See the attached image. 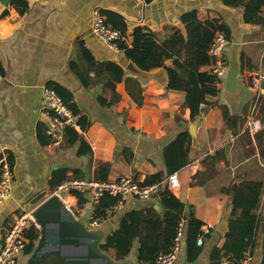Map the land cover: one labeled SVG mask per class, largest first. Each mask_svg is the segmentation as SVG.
<instances>
[{"label": "crops", "instance_id": "crops-1", "mask_svg": "<svg viewBox=\"0 0 264 264\" xmlns=\"http://www.w3.org/2000/svg\"><path fill=\"white\" fill-rule=\"evenodd\" d=\"M27 2L28 11L21 16L11 5V0L6 4L0 0V63L3 69L0 72V158L7 155L13 171L12 197L0 205V248L16 212L23 206L29 207L35 196L50 189L55 170L67 169L69 178L91 180H96L102 166H109L107 180L111 181L122 177L143 181L156 173L166 176L163 149L183 130L190 132L191 126L196 125L190 163L175 173L179 187L172 193L186 205L187 212L193 209L195 217L203 223L202 229L211 227V232L204 237L202 252L196 261H188L184 244L176 264H215L211 259L212 252L225 242L219 229L228 219V231L235 186L243 180L264 183V156L260 154V151L264 152V141L259 147L255 140L257 133L253 135L248 130L252 107L259 93L261 102L254 116L261 125L259 132L264 133V81L260 90L253 81L258 74L264 75V27L245 24L243 7H226L219 0ZM94 9L124 17L128 27L126 43L130 46L132 32L137 27L155 33L160 41H164L177 31L185 33L182 19L188 13L196 12L202 21L221 19L230 32L224 61L228 71H238L236 91L230 94L226 90L227 72L220 79L218 97L210 100L216 106L196 123H190V111L180 112L185 95L168 89L165 68L143 72L123 51L110 49L91 33ZM80 44L97 63H113L123 69V80L116 85L114 93L107 86L108 74L97 76L92 72L88 78L91 80L82 83L72 71L71 64L80 61ZM166 64L173 66L172 61ZM204 71L208 72L209 67ZM136 83L141 93L137 92ZM50 84L62 87L80 116L90 122L86 131L78 132L91 147L92 155L79 156L80 143L62 148L40 141L39 133L46 135L48 127L41 110V95L43 88ZM115 95L120 96L117 104L111 107L100 104L101 97L111 102ZM224 110L228 112L230 125L224 121ZM232 120L237 121L236 128L232 127ZM218 152H224L226 165L221 161L213 178L203 185H193V177L205 171L201 160ZM126 157L130 158L129 162ZM85 202L84 209L75 217L89 231L101 233L104 239L118 229L121 217L127 212L148 207L162 211L157 198H129L121 215L89 229L92 209L89 199ZM75 208L77 206L69 209L73 212ZM259 214L264 221V192ZM32 225L40 232L35 218ZM263 233L261 226L258 247L245 254L247 257L250 253V264L262 262ZM33 252L27 254L25 251L16 264H28ZM116 264H140L138 244L126 259Z\"/></svg>", "mask_w": 264, "mask_h": 264}, {"label": "trees", "instance_id": "trees-1", "mask_svg": "<svg viewBox=\"0 0 264 264\" xmlns=\"http://www.w3.org/2000/svg\"><path fill=\"white\" fill-rule=\"evenodd\" d=\"M145 1L150 3L153 0ZM219 1L226 7H243L245 24L264 27V0ZM11 5L21 16L26 14L29 7L27 0H11ZM102 13L106 17V23L112 29L128 36V27L123 16L110 11H103ZM182 21L185 24V33L177 31L164 41H160L155 33L147 31L143 27H137L131 35L132 45L130 46L124 41L119 45V50L123 51L127 59L143 72L165 68L168 76V89L182 92L185 95V103L180 108V112L188 109L190 111V123H196L198 119L216 106V103L210 100L217 98L220 93L221 80L210 72L204 71V68L210 67L214 63V59L209 55L210 47L218 32L224 33L227 39L230 37V32L228 26L221 19L213 18L202 21L196 12L186 14ZM79 52L80 61L71 64V69L76 76L82 83H86L91 80L88 78L92 72H95L97 76L108 74L110 79H107L109 81L107 86L114 93L116 85L123 80V69L113 63H97L83 44H80ZM168 61H172L173 66H167L166 62ZM2 71L0 63V72ZM48 87L55 89L65 104L79 114L71 97L66 94L62 87L54 84H50ZM137 92L141 93L140 87ZM119 100L120 96L115 95L111 102L102 97L99 102L104 107H111L117 104ZM260 102L261 100L258 104ZM201 104H205L206 108L202 109ZM223 117L226 124L230 125L231 120L226 110L223 111ZM80 125L81 130L86 131L90 127V122L87 121L86 117H80ZM39 138L44 145H51V141H48L44 132L39 133ZM255 140L261 147L264 141V133H257ZM77 143H80L79 156L92 155L91 147L83 139L82 134L73 128L66 129L61 147L69 148ZM191 146L190 132L188 129L183 130L162 151L167 175L162 176V174L156 173L147 176L143 184L164 182L169 176L187 167L191 160ZM260 154L262 157L264 156L263 150L260 151ZM129 157H126L128 162L130 161ZM225 159L224 152H218L201 160V166L205 171H200L193 177V185H203L213 178L218 171L217 165ZM108 175L109 166H102L97 171L96 180L105 181ZM68 179L70 178L67 169L55 170L49 183L51 192ZM263 192V182L243 180L235 186L229 228L224 234L223 246L215 248L212 252L211 259L214 263H218L224 257L241 261L248 251L253 252L258 247V233L261 226L264 232V221L259 214ZM157 199L162 207L161 212L153 207H148L125 213L120 219L118 229L104 239L99 245V250L118 262L126 259L137 243L139 263L155 262L158 257L172 249L178 225L182 220H185L187 226L184 232V244L187 258L190 263L196 261L202 252V247L197 246L196 242L202 234L203 223L195 217L193 209L189 212L186 211V205L167 186L162 188ZM85 203V200L79 197L78 206L73 211L76 217L84 209ZM115 204L116 200L113 198L105 197L101 200L95 208V215L100 223L106 220V210ZM25 236L29 240L26 253L30 254L40 239V232L32 225L26 230ZM261 247L263 251L261 264H264V233ZM43 264H64V262L59 257L51 255Z\"/></svg>", "mask_w": 264, "mask_h": 264}, {"label": "built area", "instance_id": "built-area-1", "mask_svg": "<svg viewBox=\"0 0 264 264\" xmlns=\"http://www.w3.org/2000/svg\"><path fill=\"white\" fill-rule=\"evenodd\" d=\"M91 33L114 51L119 50V45L122 42H127V38L122 32L112 29L106 23V18L99 9L93 10ZM228 46L229 41L225 34L218 32L209 50V55L214 59V63L209 67L208 71L218 79H222L228 72V66L224 61ZM253 81L254 86L260 90L264 75L258 74ZM260 96L258 93L252 107V115L248 121V130L253 135L261 129L259 120H256L254 116ZM201 108H206V105L201 104ZM41 110L48 123L46 135L50 139L52 146L60 147L62 145L66 129L81 130L80 114L70 109L52 87L46 86L42 90ZM144 181L135 180L131 177H122L112 181L70 178L58 185L56 190L50 193V196L58 197L69 208L78 206L79 197L85 201L89 199L88 203L92 211L88 220V228L95 229L110 218L121 215L129 198L151 200L158 197L164 186H167L171 192L179 187L177 174L169 176L161 183L144 185ZM12 184L13 171L11 165L7 155H2L0 158V205L12 197ZM105 197L115 199L116 204L106 210V220L100 223L96 218L95 208ZM34 211L35 209L32 207L23 206L12 218L10 228L5 234L0 248V264H16L19 256L26 251L29 240L26 238L25 232L32 226ZM186 226L185 220L179 223L172 249L168 253L158 257L155 262H146L144 264H176L184 245ZM210 232L211 227L202 229V234L196 242L197 246L203 244L204 237L209 235ZM251 262L252 258L250 253H248L247 257L241 261L224 257L215 264H250Z\"/></svg>", "mask_w": 264, "mask_h": 264}, {"label": "water", "instance_id": "water-1", "mask_svg": "<svg viewBox=\"0 0 264 264\" xmlns=\"http://www.w3.org/2000/svg\"><path fill=\"white\" fill-rule=\"evenodd\" d=\"M8 3V0H2ZM226 90L233 94L238 86V71H228ZM232 127L237 121L232 120ZM196 125L190 128L192 140H196ZM228 152V147L226 149ZM51 189L35 196L29 207H35L34 218L40 225V239L28 264H43L51 255L59 257L64 264H116L107 254L99 250L104 237L97 231H89L58 197L50 196ZM228 219L219 231L227 232Z\"/></svg>", "mask_w": 264, "mask_h": 264}, {"label": "rangeland", "instance_id": "rangeland-1", "mask_svg": "<svg viewBox=\"0 0 264 264\" xmlns=\"http://www.w3.org/2000/svg\"><path fill=\"white\" fill-rule=\"evenodd\" d=\"M226 162H227V161H225V160H224V161H222L223 165H224V163H225V165H226ZM70 210H71V209H70Z\"/></svg>", "mask_w": 264, "mask_h": 264}]
</instances>
